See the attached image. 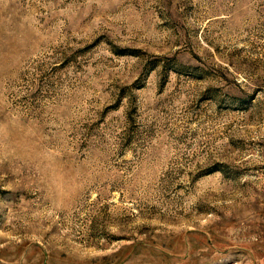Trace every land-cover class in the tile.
I'll use <instances>...</instances> for the list:
<instances>
[{"label": "rangeland", "instance_id": "374dc122", "mask_svg": "<svg viewBox=\"0 0 264 264\" xmlns=\"http://www.w3.org/2000/svg\"><path fill=\"white\" fill-rule=\"evenodd\" d=\"M0 264H264V0H0Z\"/></svg>", "mask_w": 264, "mask_h": 264}]
</instances>
